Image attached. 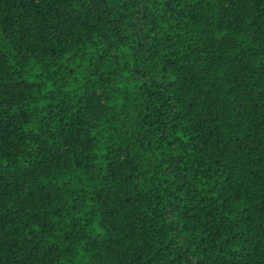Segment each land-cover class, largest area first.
Masks as SVG:
<instances>
[{"label":"trees","instance_id":"trees-1","mask_svg":"<svg viewBox=\"0 0 264 264\" xmlns=\"http://www.w3.org/2000/svg\"><path fill=\"white\" fill-rule=\"evenodd\" d=\"M0 264H264V0H0Z\"/></svg>","mask_w":264,"mask_h":264}]
</instances>
